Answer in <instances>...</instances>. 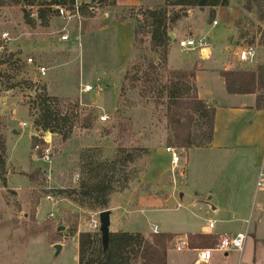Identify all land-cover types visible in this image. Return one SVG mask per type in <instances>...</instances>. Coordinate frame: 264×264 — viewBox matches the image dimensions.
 I'll list each match as a JSON object with an SVG mask.
<instances>
[{
    "label": "rangeland",
    "instance_id": "1",
    "mask_svg": "<svg viewBox=\"0 0 264 264\" xmlns=\"http://www.w3.org/2000/svg\"><path fill=\"white\" fill-rule=\"evenodd\" d=\"M115 1L76 0L79 4H94L96 16L86 17L82 24L71 23V38L66 42L59 38L63 22L57 16L51 18L48 26L32 25L24 19L20 6L0 7V120L5 124L9 155L6 185L0 178V264H79L78 238L73 236L75 227L90 231L89 223L95 211L57 196L55 190L78 185L83 165L90 160H86L87 155L113 160L119 147L138 148L139 156L128 169L132 179L125 187L120 180L111 195L112 207H116L114 229L129 228L146 232L149 237L153 234L151 225L155 224L163 232L184 236L199 232L203 225L214 220V232L235 234L246 230L249 221L243 249L233 248L227 254L216 250L211 264H264V214L257 207L264 204V193H256L249 185L246 192L240 190L239 199L227 196L224 190L232 179H220V169L213 157L205 156L199 147H191L186 154L175 144L166 115L167 99L159 97L157 85L154 88L148 82L124 80L126 70L132 65L157 56L150 51L149 36H139L134 47L136 23L128 18L129 10L120 8L131 1L118 0L120 6ZM37 9L34 7L32 11ZM236 12L235 7L230 10L223 7L216 17L218 24L214 25L209 15L198 9L175 25L177 40L169 49L164 74L194 61L224 68L227 59L236 69L264 62V46L257 45L254 63L238 60L240 48L250 44L262 25L255 11L243 9L235 23V35L230 22ZM5 32H9L10 40H2ZM189 36L205 37L209 42L206 58L202 57L200 48L179 46V40ZM231 44L232 48L227 50ZM11 52L21 57L22 70L17 69V64H3V55ZM28 57L33 58L32 63L27 61ZM36 65L46 66L47 75L41 77ZM203 75L201 81H208L209 74ZM25 80L36 82L38 87L46 84L48 94L58 97L63 112L77 101L82 109L81 118L92 111L90 128H75L66 142L52 132L47 135L48 131L39 130L35 122L37 111L33 108L35 89H29L25 82L8 88L11 83ZM123 83L126 89L121 95ZM86 84L93 86L91 92L82 91ZM102 114L109 119L101 121ZM20 122H27V126L22 127ZM200 132V125H194L193 134ZM33 135L47 136L53 147L51 163L34 155ZM166 146H177L181 152L180 167L174 173L169 172L170 179L166 177L161 187L166 195L158 188L151 194L141 193L140 190L149 187L141 183V177L151 152ZM32 173L37 175L36 181H31ZM49 194L60 198L57 205L47 200ZM209 197L218 210L197 202ZM51 211L55 212L53 220L49 219ZM55 242L64 246L61 253L52 245ZM169 256L171 260L193 264L197 253L189 248L178 251L171 247Z\"/></svg>",
    "mask_w": 264,
    "mask_h": 264
},
{
    "label": "trees",
    "instance_id": "2",
    "mask_svg": "<svg viewBox=\"0 0 264 264\" xmlns=\"http://www.w3.org/2000/svg\"><path fill=\"white\" fill-rule=\"evenodd\" d=\"M91 1L97 3V0ZM230 1L165 0L164 3L155 6L120 7L123 8L122 10H129L128 18L136 23L134 47H137L136 40L139 36H149L150 51L157 56L156 59L147 57L145 62L132 65L126 70L124 80L148 82L153 87L157 85L159 97L167 99L165 101L166 115L173 129L175 144L183 152H187L191 147L205 148L211 145L216 108L198 96L195 83L197 65L188 69H171L164 74L169 49L177 40L174 26L188 17L190 11L202 8L209 9V20L213 23L216 20L217 9L229 6ZM237 1L242 3L244 10L255 11L262 25L248 45L264 46V0ZM75 4L76 0H0V7L20 6L27 23L32 25L38 23L41 26H48L51 18L58 16L56 6L73 8ZM34 7H38L36 12L32 11ZM80 10L85 17L96 16L94 4H80ZM172 33L175 35L174 40L171 37ZM3 57V64L8 63L10 66L17 64L19 71L23 69V64L19 63L22 61L21 57H16L15 53L11 52ZM131 70H134L133 74ZM220 73L229 93H254L257 96L255 108L264 110V62L248 68L225 69ZM21 82H25L29 89H35L33 108L37 111L35 122L39 130L50 131L62 142H66L75 128H90L93 112L90 111L81 118L82 109L78 101L63 112L59 107L58 97L48 94L46 84L38 87L36 82L25 80L11 83L8 88H14ZM125 89L126 85L123 83L121 95L124 94ZM194 125H200L199 134H193ZM4 129L5 124L0 120V178L6 185L9 155ZM31 143L34 155L42 158L48 143L38 135L32 136ZM138 150V148L119 147L113 160H105L102 155L98 159L94 154L87 155L89 157L86 160H90L85 162L83 159L84 171L78 185L57 189L56 195L71 199L80 207H87L95 212L110 209L111 195L119 181L121 180L125 187L132 179L128 169L137 161ZM145 169L146 167L142 170L145 171ZM29 177L31 181L37 180V175L34 173ZM76 232L75 227L74 233ZM175 236L171 232H160L153 233L149 238L141 232L114 231L110 233L109 245L105 248L100 231L83 230L79 232V264H167L168 250ZM218 239V235L215 234H188L190 248L214 247Z\"/></svg>",
    "mask_w": 264,
    "mask_h": 264
},
{
    "label": "crops",
    "instance_id": "3",
    "mask_svg": "<svg viewBox=\"0 0 264 264\" xmlns=\"http://www.w3.org/2000/svg\"><path fill=\"white\" fill-rule=\"evenodd\" d=\"M130 1L131 4H126L125 6L127 7L139 6V5L155 6L164 3L165 0H130ZM116 3L117 6H120L118 4V0H116ZM232 7H235L237 10L233 21L230 22L231 24L233 23V27L236 35L237 28L235 23L237 22L238 18L242 15L243 7H242V3H239L237 0H231L230 5L227 6V8H229L230 10ZM222 8L223 7H219L217 9L216 17H218L217 16L218 12ZM196 10L198 9L190 11L189 14L193 15ZM200 10H202L203 13L205 12V14L209 15L208 8H202ZM232 46L233 45L231 44L227 50H230ZM201 51H202V57L206 58L209 53V49L207 53H205L203 50ZM226 62L227 64L224 68H219L216 66L210 67V66L199 65L198 61H194L192 64H189L187 67H183L179 69H188V68H192L195 65H197L198 67L195 75V83L197 86L198 96L200 99L204 100L207 104L212 105L216 108L213 141L210 146L201 149L204 150L205 156L208 155L213 157L214 164L220 169V179H225V180L232 179L231 182L229 183V186L226 187V190H224L226 191L225 192L226 195L233 199H239V194L241 193V191L246 192L249 185H251V188L256 189V193H261V192L264 193V191L257 190V181L259 179V173L261 169L264 168V110H258L255 108L257 101L256 94L254 93L231 94L227 91L225 80L220 72L222 70L230 69L233 67H231L227 59ZM203 74H209L210 77L208 81L206 82L201 81V78L204 77ZM166 147L156 148L151 152L147 162L146 169L141 177V183L145 182V184L149 185V187L143 189L141 188L142 189L140 190L141 193L145 191L151 194L154 188H158L159 190L163 191L161 193L162 195H166L165 191L161 187L165 182V178L170 176L169 172L172 173L171 156L166 151ZM188 151L187 152L185 151L186 154L188 153ZM184 175H185V167H184ZM236 191H237V195H235ZM139 198H140V194L138 196L137 203L139 201ZM257 207H258V211L264 214V204L259 203L257 204ZM115 209H116L115 206L112 207V196H111V207L109 209L111 211V226H110L111 232L120 231L118 229H114L115 227L113 226L115 221L113 218L114 217L113 210ZM216 210H218L217 207H215L214 211ZM210 221H214V220H210ZM209 222L208 224L203 225L199 232H193V233L215 234L218 235L219 238L220 236L225 234L232 235V233H227L224 231L214 232L216 225L213 229H210ZM80 231L82 230L80 229L77 230V232L73 235L76 238H78V243H79ZM121 231L141 232L144 235L146 233L142 231L129 230V228ZM160 232L163 231L160 230ZM188 234L184 236H187L188 238ZM175 235H176L175 237L180 236L177 234ZM64 236L69 237V235L68 236L64 235ZM173 241L174 239L172 240L171 245L173 244ZM58 242H55L52 245H56L58 244ZM171 247L169 248V250L171 249ZM63 248L64 246L62 245L61 251L63 250ZM188 248L192 249L197 253V256L193 264H199L200 263V261H198L199 249L201 248H190V247ZM169 250L167 254V264L184 263V261L178 262L174 258L172 259L174 262L173 263L171 257L169 256ZM185 250L186 249L181 251H185ZM224 252L225 254H227L228 251H224ZM223 256L222 258H224ZM219 257H217L216 260H218ZM211 260L207 264H211L212 262Z\"/></svg>",
    "mask_w": 264,
    "mask_h": 264
},
{
    "label": "built area",
    "instance_id": "4",
    "mask_svg": "<svg viewBox=\"0 0 264 264\" xmlns=\"http://www.w3.org/2000/svg\"><path fill=\"white\" fill-rule=\"evenodd\" d=\"M55 9L58 10V18H60L63 22L61 28L59 29V38L61 41L66 42L70 40V24L76 21H79V24H82V21L85 20V16L81 13L80 10V4L76 2L73 8H67L64 6H56ZM214 24H218L217 20H214ZM10 34L9 32L2 33V40L7 41L10 40ZM179 46L183 48H200L203 50L205 53H207L210 44L209 42L205 39V37L202 38H194L192 36L185 37L179 40L178 42ZM257 56L256 48L251 45H246L244 47H241L239 50L238 54V60L241 62L245 63H254L255 59ZM27 61L29 63L33 62L32 57H28ZM39 75L45 76L47 75V67L44 65H36L35 66ZM93 90V86L91 84H86L84 85L82 91L83 92H91ZM109 119V116L106 114L100 115V120L101 121H107ZM20 125L22 127L27 126V122H20ZM51 134V132H50ZM49 134V135H50ZM48 135V134H47ZM43 138V137H42ZM47 143L48 146L45 150V155L43 156V159L47 163H51V157L53 153V147L50 144L47 136H44L43 138ZM166 151L170 154L171 156V172H175L176 169L180 167L181 163V152L177 147L174 146H167ZM78 178V176H77ZM257 190L258 191H264V168L261 169L259 173V179L257 181ZM47 200H49L50 203H52L53 206L57 205L59 202L60 198L56 197L54 195L49 194L47 197ZM100 213L101 211L95 212L92 217L91 221L89 223V228L91 231H100ZM55 218V212L51 211L49 214V219L53 220ZM215 227V221H210L209 222V228L213 229ZM151 230L153 233L157 234L160 233V228L158 225H152ZM249 233V222L247 225L246 230H241L238 231L235 234H225L220 236L218 239L217 244L214 247H206V248H201L199 249V260L200 262H208L212 259L213 257V252L215 250L219 251H229L233 248L242 250L247 238V235ZM175 242L173 244V247L179 251L187 249L189 247V240L187 236H177L174 238Z\"/></svg>",
    "mask_w": 264,
    "mask_h": 264
},
{
    "label": "water",
    "instance_id": "5",
    "mask_svg": "<svg viewBox=\"0 0 264 264\" xmlns=\"http://www.w3.org/2000/svg\"><path fill=\"white\" fill-rule=\"evenodd\" d=\"M171 37H172L173 40L175 39V35L173 33L171 34ZM47 134H50V132H47ZM210 198L211 197H209V199H207V200L197 201V202L199 204H202L205 207H208V208H211V209L215 210V207L210 202ZM100 223H101L100 232L102 234L103 244H104V247L107 248L108 245H109L110 233H111V229H110V226H111V211L109 209L101 211V213H100ZM62 228H63V226L60 227V229H62ZM55 247H56L58 252H60L61 249H62V245L61 244H56Z\"/></svg>",
    "mask_w": 264,
    "mask_h": 264
}]
</instances>
